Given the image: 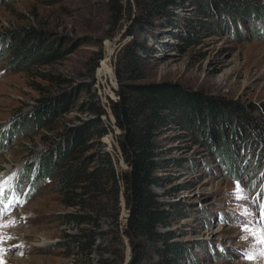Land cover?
Wrapping results in <instances>:
<instances>
[{"label": "rangeland", "instance_id": "rangeland-1", "mask_svg": "<svg viewBox=\"0 0 264 264\" xmlns=\"http://www.w3.org/2000/svg\"><path fill=\"white\" fill-rule=\"evenodd\" d=\"M128 1L0 0V264H264V153L253 125L264 123V0H179L157 29L135 31L154 56L143 82L171 83L210 108L201 104L190 117L178 111L160 133L164 183L154 191L167 223L142 261L122 193L117 218L107 196L99 205L84 201L94 210H82L81 189L66 194L57 190L58 171L41 175L42 154L94 116L82 91L90 83L109 112V132L77 156L91 169L103 147L119 173L128 169L115 149L120 130L109 100L118 98V81L108 64L129 39ZM221 2L256 10L234 16L220 11ZM31 31L44 32L48 46L20 57ZM99 67L107 76L100 90ZM55 94L69 111L46 126L31 122ZM171 243L178 254L168 252Z\"/></svg>", "mask_w": 264, "mask_h": 264}, {"label": "trees", "instance_id": "trees-1", "mask_svg": "<svg viewBox=\"0 0 264 264\" xmlns=\"http://www.w3.org/2000/svg\"><path fill=\"white\" fill-rule=\"evenodd\" d=\"M57 1L51 0V2ZM133 5L135 8L132 7ZM178 5L179 0H134L133 3L128 1L126 11L131 22L123 35L124 38L129 39L120 44L114 56L118 98L109 100L115 125L120 130V133L115 134V149L125 160L128 169L119 173L112 154L103 147L99 148L94 159L99 163L91 169L88 168L87 159L82 161L80 156H77V153L88 147L92 139L102 144V137L109 132L103 120V116H108L109 112L102 105L96 92L92 90L91 83L84 86L82 91L88 96L85 102L86 110L94 116L88 120L86 126L76 131H67L62 143L58 142L42 154L41 175L49 178L51 173L58 171L57 190L66 194L74 188L81 189L79 194L81 199L77 205L82 210H94V207L84 201L99 205L107 196L108 201L114 205L115 216L118 218L120 194H123L130 212L128 227L133 235L140 239L131 242L134 257L138 255L139 261L145 256L146 243L161 238L163 234L158 229L167 223V212L161 209L154 191V187H161L164 183L160 175L162 167L165 166L159 142L160 133L170 122L172 115L180 111L182 115L190 117L199 113L198 109L202 104L196 96L171 83L143 82L149 76V64L154 56L151 55L152 47L147 41L137 39L135 31L140 29L151 32L157 29L158 21L176 15L172 7ZM254 6V4L221 2L219 9L234 16L246 17L251 11L256 10ZM28 33L30 41H23L25 44L21 45L20 57L32 55L33 50H38L39 53L48 46L44 43V32ZM103 57L104 51L100 50L93 71ZM110 72L113 74L112 70ZM203 106L205 111L210 109L205 104H202ZM69 109V102L63 95H52L35 108L30 115L31 122L46 126L59 115L67 113ZM253 125L257 139L263 144L264 153V123L257 125L254 122ZM226 141V137L223 138V142ZM68 159H72V162H68ZM132 233L130 234V230L126 229L127 235ZM78 243L80 247L82 243L80 241ZM176 244L167 245L168 252L178 254L180 247Z\"/></svg>", "mask_w": 264, "mask_h": 264}, {"label": "built area", "instance_id": "built-area-1", "mask_svg": "<svg viewBox=\"0 0 264 264\" xmlns=\"http://www.w3.org/2000/svg\"><path fill=\"white\" fill-rule=\"evenodd\" d=\"M111 57V56H110ZM108 64L110 65V67L113 69V66H114V63L112 64V58H110L108 60ZM114 71V69H113ZM106 76L104 75L102 72H101V67L98 68V74L96 76V81H95V86L99 88L100 90V84L102 83L103 84V81H102V78ZM107 77V76H106ZM114 78L116 80V77H115V72H114Z\"/></svg>", "mask_w": 264, "mask_h": 264}, {"label": "snow or ice", "instance_id": "snow-or-ice-1", "mask_svg": "<svg viewBox=\"0 0 264 264\" xmlns=\"http://www.w3.org/2000/svg\"><path fill=\"white\" fill-rule=\"evenodd\" d=\"M261 236H262V242H264V229L261 230ZM249 258L251 259L252 257Z\"/></svg>", "mask_w": 264, "mask_h": 264}, {"label": "water", "instance_id": "water-1", "mask_svg": "<svg viewBox=\"0 0 264 264\" xmlns=\"http://www.w3.org/2000/svg\"><path fill=\"white\" fill-rule=\"evenodd\" d=\"M114 72H115V70H114ZM116 74V73H115ZM115 77H116V75H115ZM116 82H117V77H116Z\"/></svg>", "mask_w": 264, "mask_h": 264}]
</instances>
